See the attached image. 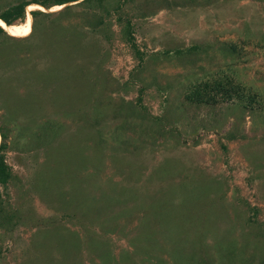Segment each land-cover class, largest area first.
I'll use <instances>...</instances> for the list:
<instances>
[{"label": "rangeland", "instance_id": "obj_1", "mask_svg": "<svg viewBox=\"0 0 264 264\" xmlns=\"http://www.w3.org/2000/svg\"><path fill=\"white\" fill-rule=\"evenodd\" d=\"M34 1L0 34V264H264V0L0 16Z\"/></svg>", "mask_w": 264, "mask_h": 264}, {"label": "trees", "instance_id": "obj_2", "mask_svg": "<svg viewBox=\"0 0 264 264\" xmlns=\"http://www.w3.org/2000/svg\"><path fill=\"white\" fill-rule=\"evenodd\" d=\"M79 1L80 0H53V3L57 6L62 7L64 5H67L68 3L79 2ZM89 1H91V0H82V2H89ZM122 1L125 2L126 0H122ZM31 5H39L41 8H43L45 10H51V8H47L45 6L46 4H42V3H39L37 1H34L33 3H30V4H20V5L13 6L10 10L6 11L3 15H1L0 21L6 26L15 25V23L17 21H21V20L25 19L26 10ZM54 7H56V6H54ZM117 8H119V7H117ZM37 12H39V11H37ZM41 13H43V12H41ZM30 15L32 17V20H34L36 12L32 11L30 13ZM0 34H6L4 29L1 26H0ZM13 38H15V37H13ZM18 39H22V38H18ZM224 90L229 91L228 89L226 90L223 83L220 82V83H218V85L215 84L214 86H210V85L200 86V87H198V89L194 93L192 92L190 95L194 99H196L197 101H199L201 103L204 102V103L211 104L212 102L215 101V98H213L209 94H211V92H216V91L225 92ZM230 96H231V94L229 95V97ZM0 133H1V136L5 139L6 135H5L4 131L0 129ZM5 148H6V145L4 143L0 145V183L1 184H7L11 178V175H12V171L9 168V166L7 165L6 160H5V155L3 154V151Z\"/></svg>", "mask_w": 264, "mask_h": 264}, {"label": "bare ground", "instance_id": "obj_3", "mask_svg": "<svg viewBox=\"0 0 264 264\" xmlns=\"http://www.w3.org/2000/svg\"><path fill=\"white\" fill-rule=\"evenodd\" d=\"M60 6H56L53 9H59ZM28 10V16L26 17L25 22L22 24H15L13 26H6L0 21V26L4 29L5 33H7L9 36L17 37V38H25L29 36L31 32V24H32V17L30 13L32 11H44L45 9L41 8L39 5H31L27 8Z\"/></svg>", "mask_w": 264, "mask_h": 264}]
</instances>
